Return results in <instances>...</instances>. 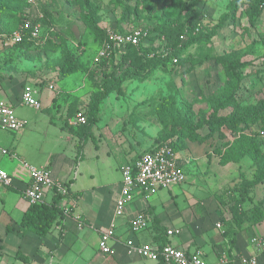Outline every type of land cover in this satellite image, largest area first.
I'll return each mask as SVG.
<instances>
[{
	"label": "rangeland",
	"instance_id": "rangeland-1",
	"mask_svg": "<svg viewBox=\"0 0 264 264\" xmlns=\"http://www.w3.org/2000/svg\"><path fill=\"white\" fill-rule=\"evenodd\" d=\"M249 1L252 0H245L233 10V0H202L197 7L202 20L199 41L177 58L179 64L168 62L158 66L147 79L142 76L123 83L119 91L112 92L100 104L94 123L89 108L103 80V67L94 65L102 43L87 27L84 17L92 9L102 30L121 28L125 33L143 28L147 31L170 24L177 17L176 0H49L38 4L31 10V18L35 19L39 12L43 16L47 13L52 25H42V39L28 51L0 43V71L3 72L0 78L10 80L13 89L9 96L13 101L21 92L17 80L22 79L25 80L23 89L30 86L40 95L50 89L57 97L50 113L18 107L16 115L26 120L27 130L4 135L8 142L15 136L28 159L39 160L58 140L55 126L58 122L54 120L57 115L53 116V124L50 114L59 112L63 117L59 125L67 131L83 133L80 144L83 145L87 138L97 143L102 134L105 139L109 134L114 141L137 147V154H140L159 145L162 142L159 141L183 120L197 125L212 116H228L234 112L252 114L264 109V12L251 23ZM0 10H4L0 11V35L10 34L20 27L21 15L29 11V6L26 0H0ZM153 46L163 50L164 39H156ZM67 55L76 57L82 68L64 78L60 75V65ZM232 57L248 63L240 70L243 80L238 89L220 63ZM134 68L137 70L138 64ZM233 92L234 99L230 100ZM81 110L89 120V125L84 127L74 124L76 112ZM241 127L242 131L236 132L227 126L216 129L208 137L210 129L205 126L198 131L196 142L186 136L180 154L188 163L185 166L187 181L178 194L176 207L192 211L199 201L206 208L205 215L219 213L218 222L222 228L232 223L233 209L239 199L235 196L236 188L244 180L255 178L261 166L257 161L264 165L263 158L243 156L254 141L257 143L255 136L264 128V115L255 122L246 119ZM96 130L99 133L95 138ZM92 150L89 146L86 151L90 167L96 163ZM110 164L100 160L97 169L99 181L114 186L106 193L101 192L105 214L114 211L112 204L119 191L120 174L112 169L115 165L112 160ZM239 206L245 231L251 236L264 232V183L252 189L247 200ZM216 218V215L210 217L206 224ZM253 218L260 222L252 224ZM185 237L174 240L183 241ZM95 243L89 241L87 251H97ZM75 248L80 249L77 245ZM18 260L16 264H21ZM21 261L25 263L26 260ZM2 264L11 262L6 257Z\"/></svg>",
	"mask_w": 264,
	"mask_h": 264
},
{
	"label": "crops",
	"instance_id": "crops-1",
	"mask_svg": "<svg viewBox=\"0 0 264 264\" xmlns=\"http://www.w3.org/2000/svg\"><path fill=\"white\" fill-rule=\"evenodd\" d=\"M33 9L35 10V7L29 6V11ZM42 37L41 34L40 38ZM2 74L3 72L0 71V77ZM11 75L19 74L11 73ZM24 81L17 80L21 92L18 99L13 101L9 96L10 90L13 89L10 80L0 78V101L12 106L15 111L20 106L24 107L20 103L25 86ZM56 97L55 91L50 89L41 95L37 94V98L43 103V110L49 113ZM53 116L58 122V125L55 124L58 140L52 143L53 147L50 151L42 153L43 156L39 160L28 159L29 157L20 149L15 136L8 142L4 134H14V132L0 130L2 155L0 169L15 177L13 186L0 185V264L6 257L11 264H16L18 259L21 264H92L96 262L98 256L101 264H159L141 258L138 251L129 246L130 241L135 246L160 245L164 242L188 253H200L207 264H243L241 262L243 257L255 256L258 258V264H264V254L256 252L250 244L253 237L262 235L264 232L251 236L250 232L244 231L236 237H226V227H216L220 224L219 213L205 215L206 208L199 201H196L192 211L176 207L182 185L163 190L148 200L137 199L128 206L122 218H116L115 209L116 201L121 193L122 167L135 162L146 151L137 154V147L114 141L109 134H106V139L102 134L101 140L97 139V143L88 138L84 139L85 143L82 145L80 140L83 139V133L67 131L63 125H59V122L63 120L59 112L50 114L53 124L55 122L52 120ZM78 127H84V125ZM26 130L27 126L15 133L19 134ZM97 133H99L97 130L93 133L95 138L98 137ZM89 146L93 149L94 162H96L93 164L94 167L87 166L86 151ZM68 149L70 151L67 152ZM179 157L186 166L188 163L183 161L181 154ZM100 160H105L108 164L112 160L115 164L112 169L120 174L119 191L115 194V202L112 204L114 211L108 214L103 213L101 192L106 193L114 186L111 183L105 184L99 181L97 169ZM22 162L36 168L48 169L54 182L64 183L69 189V196L61 197L57 207L63 212L69 209L70 214H64V218H59L51 232L44 238L21 227L23 216L30 207L23 197V192L29 185V177L23 170ZM56 196L58 195L55 191H47L45 203L52 204ZM141 211L147 212L150 226L144 232L133 234L130 221ZM190 212L192 214L189 216ZM214 215L217 218L210 221V224H206L207 220ZM78 221L82 223V227L78 226ZM113 223L116 224V236L110 244L112 254H103L98 249L100 237ZM176 230L181 232L180 235L168 236V231ZM183 235L186 236L183 241L174 240L175 237ZM91 240L96 242L97 251H87L88 242ZM233 240L235 241L232 242ZM75 245L80 249H74ZM18 255L26 259V262L22 263Z\"/></svg>",
	"mask_w": 264,
	"mask_h": 264
},
{
	"label": "trees",
	"instance_id": "trees-1",
	"mask_svg": "<svg viewBox=\"0 0 264 264\" xmlns=\"http://www.w3.org/2000/svg\"><path fill=\"white\" fill-rule=\"evenodd\" d=\"M201 1L202 0H176L177 17L170 24H161L152 30H147L148 37L142 39L138 46H128L123 51H111L109 53V57L98 65L103 67L104 72L103 80L99 84V91L93 95L90 103L89 109L92 116V123L95 122L100 104L107 99L112 92L119 91L123 83L133 81L142 76L143 79L149 78L158 66L166 65L168 62L174 64V59L179 58L185 50L199 41L198 35L202 30V20L197 7ZM243 3H245V0H233V10H237V8ZM249 4V20L251 23H255L264 12V0H252L249 1ZM94 13V10L91 9V11L84 17V21L87 27L91 29L97 37H99L103 46L109 42V37L107 35V30H102L96 23L93 16ZM24 14L25 13L21 15V23L24 19ZM46 14L44 13L45 18L42 20V25H47L49 23V19ZM49 25L51 26L52 24L49 23ZM113 31L118 34H123L121 28H115ZM11 35L12 33L1 34L0 43L6 44ZM158 38H163L165 41V48L161 51L153 46L154 41ZM36 41L33 42V40H29V37L26 36L22 44L17 46L28 51L30 47L36 43ZM220 63L227 76L235 82L236 89H238L243 80L240 70L245 69L248 66V63L242 62L239 57L222 59ZM137 64L138 69L135 70L134 67ZM177 64H179V61ZM81 68V64L76 57L67 55L60 65V75L67 78L75 72L80 71ZM229 99H234V92ZM263 115L264 109H261L252 114L234 112L228 116H212L197 125L190 124L189 122L183 120L178 123V126L175 125L171 133L159 142L162 141L160 144H170L174 151L177 154H180V152L184 149L182 144L185 141L186 136L192 142H196L199 137L198 131L205 126H208L210 129L209 135H207L208 137L211 136L216 129L226 126L231 128L234 132L238 130L242 131L243 128L241 125L246 119H251L255 122L256 119L261 118ZM87 124L89 125L88 119L84 126ZM255 137V139H257V143L254 141L252 148L250 146L247 149V153L243 154V156H250L258 160L259 158L264 159V143L257 135ZM257 163L261 166L255 178L251 181L244 180L242 184L236 188L235 196H239V199L233 209L231 218L232 223H227L228 226L226 227L227 230L225 232L226 237H236L245 231V222L242 217L243 214L241 213V210H239V205L243 204L247 200L249 192L252 189L264 183V165L261 161H257ZM60 198V196H56L55 201L52 204L42 203L40 205H31L23 216L21 227L28 232L34 233L38 237H46L51 232L58 219L65 217L64 212L57 207V203ZM251 222L252 224H255L260 222V220L258 218H253ZM234 241L235 240L232 242ZM160 245L165 246L167 244L162 242ZM18 258H21V256L18 255ZM21 259L24 261L26 260L23 258ZM99 261L100 257L98 256L96 257V262H93L92 264H101ZM159 264L165 263L160 262Z\"/></svg>",
	"mask_w": 264,
	"mask_h": 264
},
{
	"label": "built area",
	"instance_id": "built-area-1",
	"mask_svg": "<svg viewBox=\"0 0 264 264\" xmlns=\"http://www.w3.org/2000/svg\"><path fill=\"white\" fill-rule=\"evenodd\" d=\"M49 0H26L28 6L36 7L40 3ZM43 14L40 12L34 19L31 18V11L24 14V19L20 27L12 33L6 44L20 45L28 36L29 40H39L42 34ZM109 42L104 44L94 58V65L98 66L109 57L111 51H123L128 46H138L140 41L148 37V31L143 28L132 29L123 34H118L111 29L107 30ZM183 39V37H182ZM173 62L177 64L178 60ZM53 89V87H51ZM37 92L30 86L23 89L21 95V105L34 110H43L42 101L37 98ZM87 123L86 114L80 111L74 118V124L83 126ZM27 122L16 115L15 109L0 101V130L8 132H19L25 129ZM258 138L264 143V129L257 131ZM23 170L29 177V185L23 192L24 199L29 205H40L45 203L47 191H55L60 197L69 196V189L66 184L54 182L51 173L46 168H36L22 162ZM122 181L120 197L116 201L115 217L122 218L125 212L137 199L148 200L163 190H169L173 186H181L187 181L185 163L182 162L170 144H160L155 148L144 152L139 158L122 167ZM15 177L0 169V185L13 186ZM65 215H69V209L65 210ZM78 226L82 223L78 221ZM150 226V218L145 211L139 212L130 221V229L133 234H139L147 230ZM221 228L220 224L216 225ZM180 231H168V236L180 235ZM116 236V224L104 231L100 237L99 250L103 254H112L111 243ZM250 241L253 249L259 254H264V234L255 236ZM129 246L138 251L144 260L165 264H207L205 258L200 253H188L184 250L174 248L170 245L145 244L135 246L132 241ZM243 264H258V258L243 257Z\"/></svg>",
	"mask_w": 264,
	"mask_h": 264
}]
</instances>
